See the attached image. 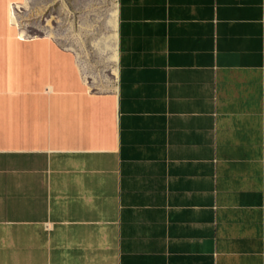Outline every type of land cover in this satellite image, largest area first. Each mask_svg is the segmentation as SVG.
I'll return each mask as SVG.
<instances>
[{
  "label": "crops",
  "instance_id": "obj_1",
  "mask_svg": "<svg viewBox=\"0 0 264 264\" xmlns=\"http://www.w3.org/2000/svg\"><path fill=\"white\" fill-rule=\"evenodd\" d=\"M27 3L0 0V264H264V0H114L111 82Z\"/></svg>",
  "mask_w": 264,
  "mask_h": 264
},
{
  "label": "rangeland",
  "instance_id": "obj_2",
  "mask_svg": "<svg viewBox=\"0 0 264 264\" xmlns=\"http://www.w3.org/2000/svg\"><path fill=\"white\" fill-rule=\"evenodd\" d=\"M113 6L114 0H28L16 22L26 34L45 33L74 50L87 82H111L114 75L105 62L113 63L107 46Z\"/></svg>",
  "mask_w": 264,
  "mask_h": 264
},
{
  "label": "bare ground",
  "instance_id": "obj_3",
  "mask_svg": "<svg viewBox=\"0 0 264 264\" xmlns=\"http://www.w3.org/2000/svg\"><path fill=\"white\" fill-rule=\"evenodd\" d=\"M115 17H116V10L112 13V19L110 21V24L113 28H116V23H115ZM15 20L18 22L17 17L15 15ZM114 20V22H113ZM19 23V22H18ZM116 31H114L113 33H111L109 35V43L107 44V46L110 49V58L112 60V62H114L117 59V50H116ZM115 74H117V69L114 70Z\"/></svg>",
  "mask_w": 264,
  "mask_h": 264
}]
</instances>
